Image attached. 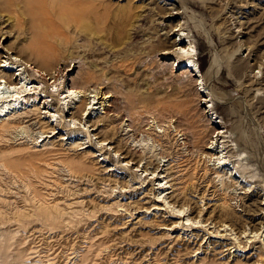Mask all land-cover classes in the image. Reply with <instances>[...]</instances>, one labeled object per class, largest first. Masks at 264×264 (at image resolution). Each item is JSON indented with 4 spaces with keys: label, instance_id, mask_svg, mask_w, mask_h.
I'll return each mask as SVG.
<instances>
[{
    "label": "rangeland",
    "instance_id": "1",
    "mask_svg": "<svg viewBox=\"0 0 264 264\" xmlns=\"http://www.w3.org/2000/svg\"><path fill=\"white\" fill-rule=\"evenodd\" d=\"M105 1L139 6L142 33L122 45L96 39L93 50L82 37L61 44L43 83L60 70L63 95L73 91L69 107L28 98L0 115V264H264V209L244 208L252 200L264 207V0ZM6 14L0 10V76L12 66L22 85L36 78L39 56L25 48L33 34L24 19ZM213 58L215 75L204 83ZM89 70L99 82L83 84ZM131 77L136 83L127 84ZM206 84L225 101L213 102ZM35 108L38 117L1 125ZM255 123L258 158L237 136L244 128L256 142ZM223 206L237 223L220 217Z\"/></svg>",
    "mask_w": 264,
    "mask_h": 264
},
{
    "label": "bare ground",
    "instance_id": "2",
    "mask_svg": "<svg viewBox=\"0 0 264 264\" xmlns=\"http://www.w3.org/2000/svg\"><path fill=\"white\" fill-rule=\"evenodd\" d=\"M180 6L184 10V12H186L185 9L187 8L182 2H180ZM114 8H116L115 9L116 13L112 14L111 12L113 11ZM139 8H140L139 6L135 5L132 2L131 3L128 2L126 3V5H114L112 3H108L105 0H0V10L7 11L8 14L6 15H8V17L12 20H18L16 21L18 23L21 22L20 20L23 18L24 23L26 24L25 26L28 29V32L33 34V39L29 42V44L27 43L28 45L25 48L31 50V52H33L34 55L39 57L37 58L35 57L36 59L34 60V63L37 66V69L35 70L36 78H29V81L37 82V80L38 81L40 80L39 82L42 83H43V79H46L43 74L45 73L44 71L47 70L44 67L45 65L48 64L51 55L55 54L58 50H62L60 49L61 44L66 45V43L69 42L72 44L74 40H76L79 37H82L85 39V42L88 43L87 46L89 47V50H93L96 39H99V41H102V44L108 46L105 42H103L104 37L105 39L109 38L112 41L113 45H122L127 41L129 37H131V34L133 37L139 36L143 30H140L141 26L139 27L138 23L141 20L143 21L144 19V16L140 12ZM42 27H45L44 32L40 31ZM102 32L105 33V36L99 35V33ZM51 38L54 39L57 43L54 42L50 43L51 45H49L48 47L43 45V43H48L49 42L48 40H50ZM177 54L187 57V59L190 58L191 56V52L189 48L187 50H183V49L181 50L179 48ZM214 58L209 61L207 68L204 70V72L201 73L204 83L207 82L208 79L210 80V78L213 75H215V71L217 69V66L215 65L217 63L215 61L217 59L215 60ZM7 68H10L9 72H3L1 73L0 76V79H2L4 85V86L2 85L0 80V115L3 114L8 115L9 113L17 112L15 110L19 109V107L21 106L19 105V103L28 104L29 103L28 98H33V100H40V98L43 97L44 105L48 107H55L57 108V111H63L64 107L67 108L69 107V101L73 99L72 96L73 91L69 92L66 90V94L63 95L64 83L63 81H59L60 76L62 75L59 74L60 70H57L56 72L58 73L52 76L54 79L52 83H49L46 80V82L43 83L41 87L35 85L28 87L30 82H24L21 85V79L19 81L16 80L17 78L13 79L11 73L12 72L11 69L13 67L7 66ZM13 69L15 70L16 68ZM25 69L26 67L20 69L21 71L19 72L18 75H20L21 72L24 71ZM117 72L124 73L125 68L118 69ZM26 77L25 78L28 79V76ZM83 78H84L83 84H88L89 82L97 83L100 81V77L95 75V73L92 70L86 72V76ZM134 78L137 77H131L128 79L126 78L127 84L136 83L134 81ZM10 86H13L12 90L10 89ZM215 86L216 85L213 84L211 86L206 84V87L208 88L207 94L211 96L213 102L218 104L223 103L225 101V98H227L226 93L217 91V89L214 88ZM49 87L51 88V90L46 91L45 88H49ZM41 91L45 92L44 95L40 94ZM126 96L130 97V94H127ZM149 97L150 96H148L147 99H149ZM53 100L56 101L57 103L56 106L53 105L52 103ZM141 100L143 101V99ZM156 101L157 104L158 103L161 104L163 108H166L167 105L168 106L172 105L171 103L166 104V101H161V100L160 101L156 100ZM235 103L238 106V110L243 113V102L241 100H236ZM85 104H86L85 100L80 101L73 115L74 114L79 115L80 112L85 108ZM248 107L250 108V103L248 104ZM235 111L236 110H234L233 112L231 111V113L229 114L230 115L234 114ZM22 115L23 116L18 115L19 117L16 118L15 117L7 118V120H4L1 125L9 126L10 124L20 123L22 121V118H27V120H29V118L34 116L38 117V109L35 108L32 111H25L23 112ZM57 121L59 122L58 125H61L62 119ZM51 122L52 121L50 122L47 121L46 123H40V124L38 123L42 132L47 131L49 129V125ZM62 126L64 127L66 126V124H62ZM253 127H254L253 128L254 133H256L258 136L256 142L249 137L248 133H245L244 128L237 131L238 132L237 136L240 138V140L245 142V145H248L247 147L250 146L252 148L251 150H253L254 152L253 151L251 152L255 153V157H257L258 153H256L257 151L256 145L259 148H261L260 151H262L263 143L262 140L260 141L259 139L260 138L258 135L259 127L257 126V124L256 126L254 125ZM222 128L217 131L216 134V136L218 137L217 141L219 142L220 137L223 138V140L221 141L222 149L220 151L227 152L230 149V146L227 140H225L226 136L224 134V131L226 130H222ZM233 130L236 131L237 129L233 127ZM251 156L253 157L254 155H252L251 153ZM261 159H262L261 161L264 162V158L262 157ZM230 160L231 159L224 160L222 163L220 162L214 167L217 169V171H219V169L227 166ZM150 162L152 163V160H149V163ZM153 165L156 166L158 165V163L156 162ZM179 165H181L180 162ZM239 165L241 167L240 163ZM204 170H206V167H204ZM244 171H246L245 168L241 167V172L245 173ZM200 176L204 177V173H202ZM161 187L162 186H160V188ZM223 202L225 203V201ZM244 208H247L248 213L250 211H257L260 208L264 209V207L261 206V204L257 200L254 201L252 200L249 207L245 205ZM170 214L177 216L179 215L174 212ZM220 217L230 220V222H234V223L238 222V219L228 207L223 206L221 208ZM259 218H260V222L258 224L264 225V214L260 215ZM252 227L256 229V225H252ZM260 253L261 255H264L263 251Z\"/></svg>",
    "mask_w": 264,
    "mask_h": 264
}]
</instances>
